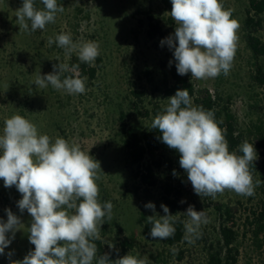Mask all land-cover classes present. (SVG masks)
I'll list each match as a JSON object with an SVG mask.
<instances>
[{
    "label": "clouds",
    "instance_id": "9594fccd",
    "mask_svg": "<svg viewBox=\"0 0 264 264\" xmlns=\"http://www.w3.org/2000/svg\"><path fill=\"white\" fill-rule=\"evenodd\" d=\"M40 3L43 7L37 8L36 0H22V6L15 11L20 32L31 35L45 30L48 24L55 23L58 13L64 12V6L57 0ZM171 5L169 14L175 21V31L160 43L174 50L177 73L181 76L191 73V79L196 80L228 76L238 43L239 22L232 17L233 10L226 9L221 0H171ZM47 44L63 49L66 57L75 53L81 63L89 66L100 55L98 43L74 42L70 33H60L55 39L48 37ZM78 67L54 64L52 72L36 75L33 84L40 89L51 86L68 95L84 94L87 77L80 76ZM69 71L74 75L61 79ZM167 102L150 127L158 129L162 133L159 139L179 153V165L194 193L213 199L226 190L253 196L255 188L264 183L254 180L250 167L258 158L254 144L245 140L238 146L242 154L230 151L226 130L219 126L215 113L195 106L188 89H178ZM100 172H103L100 162L78 143L59 136L53 140L19 114L4 120L0 134V180L5 188L14 186L21 194L17 207L21 213L27 210L31 217L27 233L34 245V250L22 260L10 259V264H152L147 255L139 253L129 252L115 260L110 259V253L98 255L95 241L101 239V226L112 219L114 208L111 201L102 204L99 200ZM144 207L153 212L146 218L153 239L174 236L178 214H171L164 204L160 205L164 215L156 213L152 202ZM5 211L7 221L0 219V255L15 233L25 226L10 208ZM182 213L188 217L183 221L184 239L194 244L202 236L201 226L211 219L193 205ZM9 232L11 238L6 235ZM114 247L109 244V248ZM171 251L175 254L177 249ZM7 255L10 258L12 253Z\"/></svg>",
    "mask_w": 264,
    "mask_h": 264
},
{
    "label": "rangeland",
    "instance_id": "374dc122",
    "mask_svg": "<svg viewBox=\"0 0 264 264\" xmlns=\"http://www.w3.org/2000/svg\"><path fill=\"white\" fill-rule=\"evenodd\" d=\"M39 7L43 5L36 0ZM64 6V12L58 13L55 23L45 30H37L28 35L20 32L16 23V10L22 6V0H0V134L4 120L13 114H19L34 123L41 134H48L53 140L63 137L70 143H78L82 150L101 164L99 200L107 196L114 205L113 217L106 231L101 226V239L109 246L116 232L114 222L123 227L126 235L135 238L133 255H147L152 264H186L169 257L165 240L146 238L142 227L137 223L140 211V197L146 203L156 206V213L164 215L160 205L162 198L159 189L143 193L138 191V182L132 178L127 167V151L124 148L119 127L121 111L131 113V122L141 132L151 130L152 116L141 117L132 111L130 100L132 90L145 88L148 99L145 106L152 110L156 103L165 107L167 97L157 92L161 82L162 62L172 61L173 49L167 44L161 46V40L150 41L146 36V27H140L139 10L151 9L169 35L174 34L175 23L167 22L170 14L160 0H57ZM226 9H232V17L239 22L237 32V51L233 67L228 76L207 80H194L197 88L216 90L232 97L231 109L238 118L240 129L248 131L253 123L264 122V91L257 87L250 75L251 53L243 38V23L248 0H221ZM137 32V37L135 36ZM60 33H70L74 42L94 41L98 43L103 69L99 73L100 86L86 87L84 94L68 95L51 86L37 88L33 81L40 72L42 75L53 71V65L66 63L64 50L55 44H47L48 37ZM164 40V39H163ZM57 58L59 60H57ZM152 73L153 82L145 74ZM191 77V73L188 74ZM257 151L259 169L253 173L254 180H264L262 161L264 154ZM161 174V173H160ZM162 175V174H161ZM163 177V176H161ZM21 194L13 186L5 188L0 180V219L7 221L5 209L10 208L25 225L15 233L11 244L0 255V264H10L11 260H22L34 245L29 242L27 227L31 217L25 210L17 207ZM184 208L193 205L195 210H204L211 222L207 225L212 233L218 227L215 205L218 202L238 208L240 230L239 264H264V246L258 248L252 227L247 226L246 218L253 219L252 212L259 211L264 201V183L255 188L253 196H240L232 191L222 195L203 197L196 195L189 182L184 195ZM170 210V209H169ZM148 211L152 212L148 209ZM153 213V212H152ZM202 228V226H201ZM201 231V229H200ZM9 238L12 233L6 234ZM262 238V236L260 237ZM9 252L12 256L9 258ZM197 258V257H196Z\"/></svg>",
    "mask_w": 264,
    "mask_h": 264
},
{
    "label": "trees",
    "instance_id": "16d2710c",
    "mask_svg": "<svg viewBox=\"0 0 264 264\" xmlns=\"http://www.w3.org/2000/svg\"><path fill=\"white\" fill-rule=\"evenodd\" d=\"M164 9L170 13L171 0H160ZM36 7L40 8L36 2ZM135 16H139L138 23L140 27H146V36L148 40H163L169 37V33L162 26L161 21L151 10H139ZM167 22L174 25L175 21L169 16ZM137 32L135 36L137 37ZM243 38L247 49L251 53L250 75L253 83L264 91V0H248L245 9V18L243 23ZM69 68L74 65H79L78 72L81 77H87L86 87L100 86L98 77L103 69V59L98 56L95 63L89 66L86 63H81L75 53H73L67 61ZM161 82L156 86L157 92L163 93L167 98L176 93L178 89H188L195 106H202L205 110H212L215 113V118L222 129L226 130V139L230 151H237L238 146L245 140L253 143L256 151H261L264 154V122L252 125L248 131L240 129L238 118L231 109L232 97L225 95L216 90L212 93L209 89H198L194 80L187 74L181 76L177 73L175 60L172 64L162 62ZM149 77V81L153 82L152 73L147 70L145 73ZM74 75L72 72H66L65 76ZM223 74L218 78H223ZM131 95L134 99L130 100L132 111L144 118L154 116L165 107L156 103L152 110H148L145 102L148 99V91L145 88L132 90ZM131 113L121 111L119 115V127L123 140L124 148L127 151V167L130 169L132 178L138 182L139 187L136 190L143 188V193H148L153 189H159L162 204L168 206L170 213L179 215V220L175 223L174 236L165 239V244L168 250L169 257H173L175 261L186 264H239L240 258V230L238 222V208L230 204L218 202L215 205L216 219L218 227L216 232L212 233L207 226L201 228L202 236L196 240L194 244H189L185 239V228L183 221L188 217L182 212H185L184 200L185 190L189 181L187 180L186 172L179 165V153L170 149L164 144L159 137L162 133L158 129H151L146 132H141L139 128L131 122ZM262 170H264V160L262 161ZM252 172L256 173L259 169V164L254 161L250 165ZM175 171L176 175H173ZM162 175H161V174ZM163 176V177H161ZM140 197V211L137 223L142 227V233L146 238H151V224L147 222V217L153 215L144 207L147 204ZM105 195L100 199L103 204L107 202ZM259 211H253V219L246 218L248 225L252 227L255 236V242L258 248L264 246V201L261 203ZM180 212V213H178ZM109 225V220L103 224V229L106 231ZM116 232L113 237L112 244L114 248H109L103 239L95 241L98 247V255L110 253V259L115 260L129 252L134 251L136 247L135 238L126 235V231L114 222ZM262 236V238H260ZM172 248L177 249L173 254ZM197 257V258H196Z\"/></svg>",
    "mask_w": 264,
    "mask_h": 264
}]
</instances>
